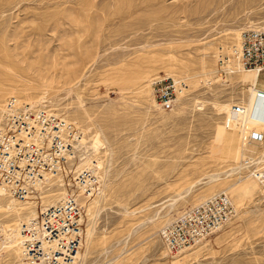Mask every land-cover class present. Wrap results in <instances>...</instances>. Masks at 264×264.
Wrapping results in <instances>:
<instances>
[{
    "label": "rangeland",
    "instance_id": "1",
    "mask_svg": "<svg viewBox=\"0 0 264 264\" xmlns=\"http://www.w3.org/2000/svg\"><path fill=\"white\" fill-rule=\"evenodd\" d=\"M256 28L264 0H0V113L11 96L39 101L84 135L63 181L25 200L0 195V226L22 228L68 189L84 206L77 264H264V183L246 164L264 163V122L246 120L264 70L221 64ZM158 77L183 82L171 109L155 100ZM234 104L247 109L236 114L242 125L263 130L254 146L239 119L224 123ZM88 166L96 181L84 194L72 176ZM222 192L234 218L168 250L163 229ZM4 238L0 264H21V244L3 248Z\"/></svg>",
    "mask_w": 264,
    "mask_h": 264
},
{
    "label": "built area",
    "instance_id": "2",
    "mask_svg": "<svg viewBox=\"0 0 264 264\" xmlns=\"http://www.w3.org/2000/svg\"><path fill=\"white\" fill-rule=\"evenodd\" d=\"M232 55L222 57V70L231 58L243 68L264 70V30L251 29L242 33ZM183 82L170 77H158L151 86L156 102L164 109H171ZM257 96L250 118L264 122V89ZM247 112L245 106L234 104L224 117L227 128H232L239 113ZM245 142L258 141L261 132L241 128ZM81 130L70 120L52 112L41 103L30 104L8 100L0 121V186L14 197L25 200L47 180L59 174H69L72 159L79 155ZM249 158V172L264 183V163H253ZM68 172V173H67ZM73 174V171H72ZM94 168L85 167L73 174V183L84 194L91 193L95 178ZM82 195L71 191L59 202L45 206L37 218L24 222L22 227L21 264H77L86 241L83 222ZM236 214L234 202L225 193L216 194L202 203L185 210L162 231L168 250L179 252L200 243L216 230L230 222Z\"/></svg>",
    "mask_w": 264,
    "mask_h": 264
},
{
    "label": "bare ground",
    "instance_id": "3",
    "mask_svg": "<svg viewBox=\"0 0 264 264\" xmlns=\"http://www.w3.org/2000/svg\"><path fill=\"white\" fill-rule=\"evenodd\" d=\"M256 29H262V28H256ZM238 66L240 67V69L243 71V72H250V73H255V74H259V72H258V70H248V69H245V68H243L242 66H241V64L238 62ZM260 75V74H259ZM254 78H255V82L254 83H257V81H258V78H259V76L257 77V76H253ZM259 93H260V90L257 88V85H255L254 87H253V90H252V93H251V97H250V102H249V106H248V113H247V118H246V120H247V122L248 123H253V124H258V123H261V121H258V120H255V119H253V118H250L249 117V115L248 114H250L251 113V111L253 110V108L256 106V103H257V96L259 95ZM13 98H15L17 101L19 100V101H21V102H26V103H30V104H37V103H40L39 101H27V100H25V99H23V98H21V97H17V96H11V97H9V98H7V100H6V102L3 104V107H2V109H1V113H0V121H1V119H2V114H3V111L5 110V107H6V104H7V102H8V100H10V99H13ZM42 104V103H41ZM261 124H264V123H261ZM240 126V125H239ZM256 131H259V130H256ZM263 131V130H262ZM262 131H259V132H261L262 133ZM81 133V135L79 136V142H78V144L76 145V148L79 150V148H80V146L83 144V142L81 143V141L83 140V138H84V135H83V131H81L80 132ZM247 143V142H246ZM247 146L248 147H251V146H254V143H252V144H250V142L249 143H247ZM92 167V166H91ZM250 175H251V177H253L254 178V176H252V174L250 173ZM249 175V176H250ZM57 178H59V180L60 181H63L64 180V176H61V175H57L56 176ZM260 182V181H259ZM48 183V184H47ZM51 183V181H49V180H47V182H46V184L47 185H49ZM64 184V183H63ZM93 187H95V184H94V186H92V188ZM92 188H91V190H92ZM8 194V195H10V196H12L13 198H14V196L11 194V193H9L5 188H3V187H1L0 186V195H3V194ZM68 193H70V191L68 192V189H67V193H66V195L68 194ZM225 193H227V192H225ZM34 194V193H33ZM32 194V195H33ZM65 195V196H66ZM216 195V194H215ZM229 195V194H228ZM64 196V197H65ZM230 196V195H229ZM63 197V198H64ZM16 198V197H15ZM62 198V199H63ZM230 198L232 199V197L230 196ZM61 199V200H62ZM232 201H233V199H232ZM57 202H59V201H57ZM56 202V203H57ZM234 202V201H233ZM53 204H55V203H53ZM52 205V204H51ZM11 208V207H10ZM38 214H39V212H38ZM38 216V215H37ZM37 216H34V217H32V218H30L29 220H31V219H33V218H37ZM28 220V221H29ZM24 224V223H23ZM22 227H23V225H22ZM8 230H9V232H8ZM8 230H6L5 229V226H0V233L1 234H4V236H5V238H4V240L2 239V241H3V248H15L16 246H19L20 244H21V241H22V228L21 227H18V228H16V229H8ZM1 245V244H0ZM22 246V245H21ZM2 247V246H1ZM18 249H19V247H18ZM21 250H22V248H21ZM82 254V253H81ZM80 258H81V255H80Z\"/></svg>",
    "mask_w": 264,
    "mask_h": 264
}]
</instances>
